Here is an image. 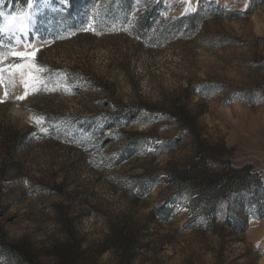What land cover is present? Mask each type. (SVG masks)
Instances as JSON below:
<instances>
[{
	"label": "rangeland",
	"instance_id": "obj_1",
	"mask_svg": "<svg viewBox=\"0 0 264 264\" xmlns=\"http://www.w3.org/2000/svg\"><path fill=\"white\" fill-rule=\"evenodd\" d=\"M98 2L35 3V63L71 91L0 104V264L72 240L81 264H264V0H141L132 31L135 0ZM233 170L254 180L206 211L190 180Z\"/></svg>",
	"mask_w": 264,
	"mask_h": 264
},
{
	"label": "snow or ice",
	"instance_id": "obj_2",
	"mask_svg": "<svg viewBox=\"0 0 264 264\" xmlns=\"http://www.w3.org/2000/svg\"><path fill=\"white\" fill-rule=\"evenodd\" d=\"M3 2V0H0ZM37 0H18L20 7L11 13L0 11V86L3 87L0 93V104L9 102L14 99L15 101H23L29 95L37 94L40 92H57L64 91L68 93L71 91L70 85L65 81L53 82L51 79L44 80L42 74L46 71L42 66L35 63V57L39 48H37L31 39H28L31 32L34 30V25L37 23V12L39 9L35 7ZM42 4H47L48 0H39ZM65 7L67 0H53ZM186 4L184 13L196 11V7L190 0H183ZM141 0H135V7L133 8L130 18L126 17L127 26L122 30L132 31L135 22L140 14ZM102 4L95 0V7L93 14L99 15V9ZM84 31H95L94 23H89ZM115 30V29H114ZM5 39L7 42H5ZM43 43V42H41ZM17 77L19 80L17 81ZM19 82L23 86L22 95H13V89L16 83ZM49 84H53L49 87ZM31 121L38 126L39 133L43 135L49 134V128L44 127L46 117L41 114L33 113L30 116ZM36 133H33L35 136ZM73 143L75 141H72ZM160 143V142H156ZM27 185L28 182L24 181ZM31 189L29 194H31ZM11 264V262H9Z\"/></svg>",
	"mask_w": 264,
	"mask_h": 264
},
{
	"label": "trees",
	"instance_id": "obj_3",
	"mask_svg": "<svg viewBox=\"0 0 264 264\" xmlns=\"http://www.w3.org/2000/svg\"><path fill=\"white\" fill-rule=\"evenodd\" d=\"M190 126L195 125L194 117L188 116L186 120ZM202 152L206 155L205 148L201 147ZM212 150L216 151V147H212ZM250 180H254V176L251 174H244L241 170H233L229 172H222L220 174L205 177L201 184H196L195 179L190 182L196 185L197 199L204 198L208 200L205 206L206 211H212L214 208V201L210 197H225L233 192H239L248 188ZM79 242L72 240L66 243L61 248L54 250V253L59 258V264H81L79 260L73 255L74 251L79 249ZM6 255L8 257H17L20 261H28L30 259L29 254L25 252H17L16 246H10L7 248ZM74 256V257H73Z\"/></svg>",
	"mask_w": 264,
	"mask_h": 264
}]
</instances>
